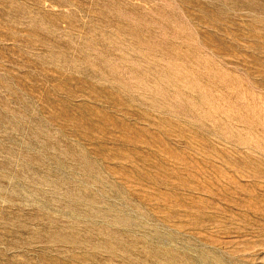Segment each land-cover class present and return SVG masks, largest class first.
Instances as JSON below:
<instances>
[{"label": "rangeland", "instance_id": "374dc122", "mask_svg": "<svg viewBox=\"0 0 264 264\" xmlns=\"http://www.w3.org/2000/svg\"><path fill=\"white\" fill-rule=\"evenodd\" d=\"M0 264H264V0H0Z\"/></svg>", "mask_w": 264, "mask_h": 264}]
</instances>
